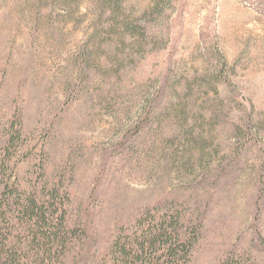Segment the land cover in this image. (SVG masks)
Instances as JSON below:
<instances>
[{
	"label": "rangeland",
	"instance_id": "1",
	"mask_svg": "<svg viewBox=\"0 0 264 264\" xmlns=\"http://www.w3.org/2000/svg\"><path fill=\"white\" fill-rule=\"evenodd\" d=\"M0 168L96 252L179 213L190 264H264V0H0Z\"/></svg>",
	"mask_w": 264,
	"mask_h": 264
},
{
	"label": "trees",
	"instance_id": "2",
	"mask_svg": "<svg viewBox=\"0 0 264 264\" xmlns=\"http://www.w3.org/2000/svg\"><path fill=\"white\" fill-rule=\"evenodd\" d=\"M21 137L17 132L8 141L12 145ZM7 177L0 168V264H190L202 239V217L185 221L179 213L165 214L155 226H143L137 240L117 238L107 252H96L86 227L78 221L72 225L74 208L61 189ZM77 242L85 243L88 252H76ZM250 263L235 256L220 262Z\"/></svg>",
	"mask_w": 264,
	"mask_h": 264
}]
</instances>
